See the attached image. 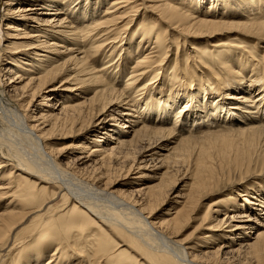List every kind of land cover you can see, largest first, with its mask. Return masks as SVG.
Here are the masks:
<instances>
[{"label": "bare ground", "instance_id": "1", "mask_svg": "<svg viewBox=\"0 0 264 264\" xmlns=\"http://www.w3.org/2000/svg\"><path fill=\"white\" fill-rule=\"evenodd\" d=\"M2 8L0 264H264V0Z\"/></svg>", "mask_w": 264, "mask_h": 264}, {"label": "rangeland", "instance_id": "2", "mask_svg": "<svg viewBox=\"0 0 264 264\" xmlns=\"http://www.w3.org/2000/svg\"><path fill=\"white\" fill-rule=\"evenodd\" d=\"M3 13H4V8H2V10H0V35L2 34V31H3V29H5V26H4V22H2V15H3ZM0 40H1V37H0ZM263 44H259V45H257V47H255L254 48V50H255V55L256 56H258V55H260L263 51H262V49H261V46H262ZM0 47H1V45H0ZM2 56H4L3 54H2ZM124 79H125V77H124ZM2 121H3V123L2 124H4L6 121H5V118L3 119V117H2ZM3 127H5V125L3 126L2 125V127H0V132L2 131V128ZM6 129V130H5ZM8 128L7 127H5L3 130V135L0 133V137L2 138H0L1 140H0V149H2L1 151H0V156H3V155H6V156H11L13 153L15 154V153H17L16 155H18V152H17V147L19 146H17V144L15 145L14 144V142H13V140L12 139H14V138H12V135H10L8 132H10V131H8L7 130ZM8 131V132H7ZM15 133V132H14ZM7 134H9L10 136H11V141L8 139V142H11V143H13L14 145H15V147H16V152H15V150H14V147H13V145L11 146V143H8L7 142ZM15 136H16V133L14 134ZM10 136H8V137H10ZM4 140V141H3ZM6 140V141H5ZM55 141H57V140H55ZM4 142H7L8 143V145H10V147H12V149L7 145V143H4ZM58 143H59V141H57ZM2 144H4V145H2ZM6 144V145H5ZM1 145L3 146V147H1ZM23 146L24 145H22V146H19V147H21V148H19L18 147V150L19 151H21L22 150V152H21V154H23V152L24 153H26V154H28L27 153V151L23 148ZM204 150H205V152L208 154V156L207 157H210V158H213L214 160H217L219 157H218V153H217V151H216V147H214V146H211V145H204ZM7 149V150H6ZM12 152V154H11V152ZM9 151V152H8ZM9 154H8V153ZM3 153V154H2ZM5 153V154H4ZM26 154H23L24 156L26 155ZM196 155V154H195ZM195 155H188L187 156V158L186 159H184V157H181V160L180 159H178V161H175L174 162V166H175V164H177L176 162H178V164L176 165V167L175 168H173V170H175V169H180V170H178V171H182V172H185L186 171V169L188 168V163H189V159H191V158H194V156ZM13 156V155H12ZM27 156V155H26ZM185 161H184V160ZM188 159V160H187ZM183 161V162H182ZM182 162V163H181ZM187 166V167H186ZM184 168V169H183ZM177 170H175V171H172V173L170 174V178L172 177V176H174V175H176V177L179 175V172H178ZM195 172V171H194ZM116 175H118V174H116ZM119 178V177H118ZM120 178H121V176H120ZM159 179V178H158ZM156 183L158 184L159 182H158V180L156 181ZM224 186V184H222V186L221 187H223ZM222 196V195H221ZM219 197V199L221 200V199H224L225 198V195L224 196H222V197ZM171 204V203H170ZM170 204L167 206V204L165 203V204H163V205H161L160 207H159V209H157L155 212H154V216H162L161 215V211H165L166 210V208L167 207H169L170 206ZM204 212V211H203ZM193 231V227H191V225L190 226H186L185 228H183L182 229V231H181V236L180 237H186L189 233H191ZM197 233V232H196ZM192 237H194V233L192 234ZM245 257L243 256V257H241V259H244ZM250 258V257H249Z\"/></svg>", "mask_w": 264, "mask_h": 264}]
</instances>
